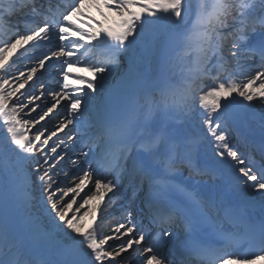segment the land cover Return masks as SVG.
Returning <instances> with one entry per match:
<instances>
[{
  "label": "snow or ice",
  "instance_id": "1",
  "mask_svg": "<svg viewBox=\"0 0 264 264\" xmlns=\"http://www.w3.org/2000/svg\"><path fill=\"white\" fill-rule=\"evenodd\" d=\"M102 3L103 8L120 18L117 27L103 29L99 21L86 15L85 5H100L101 0H8L0 5V27L6 26L7 34L0 41V131L4 133L0 138V264H30L22 258L20 244L9 240L3 225L9 197L27 214L29 232L35 240L49 235L41 216L31 211L35 207L33 200L43 206L53 227L67 242L62 249L66 259L60 264H121L117 257L129 251L140 258L137 264H168L162 249L177 238L174 225H181L184 232L185 257L181 264H192L194 258L206 260L207 264L264 261V217L249 225L251 235L259 238L257 252L225 253L198 239L199 222L189 219L173 202L176 186L170 173L178 155L183 154L181 162L190 174L214 176L212 170L194 162L199 138H189L183 143L162 138L141 125L133 113L119 118L101 115L90 125L95 133H85L87 139L78 155L69 157L76 171L72 175L64 173L68 177L64 185L53 169L65 159L69 145L62 138L54 146L49 144L69 125L87 122L88 111L96 103L102 86L98 81H104L120 65L122 57L135 58L137 49L143 46L158 51V68L165 78L156 84L154 93L144 95L141 107L148 111L159 108L178 92L180 111L185 115L197 108L201 111V126L206 129L205 138L210 137V143H214L217 163L229 164L238 173L237 185L242 183L264 202V116L259 161L255 157L246 159L239 149L232 147L228 125L223 120L228 105L237 96L246 102L244 107L255 101L264 103V0H102ZM97 11L104 16L100 7ZM22 16L29 19H13ZM86 20L96 24L97 29L92 24L86 25L87 30L82 28L80 24ZM22 23L27 26L24 32L19 31ZM40 41L45 42L48 51L36 58L35 66L28 68L27 73L23 69L14 72L13 66L30 50L25 46L33 42V48L40 47ZM11 57L16 60L9 63ZM256 57L261 60L258 67L247 63ZM56 61H60L61 89L51 93L53 101L47 112L31 117L39 105H30L43 99V93L33 95L30 90H20L33 80L38 69ZM78 70L90 72L92 79L77 75ZM242 75L244 80L240 79ZM9 76L16 81L15 85L10 84ZM207 80H212L213 86L206 87ZM43 87L41 84L40 88ZM18 92L20 97L13 102ZM62 100L70 102L68 116L50 132L44 129L30 135L27 126L45 120ZM21 113L30 118L25 119ZM68 139L76 137L69 135ZM38 153L43 154L42 158ZM125 181L132 185L138 181L141 190L147 183V220L149 227L155 229L154 235L146 234L143 219L138 226L131 212L126 221L112 227L113 234H104L101 214L117 198ZM186 198L198 204L193 194L188 193ZM94 201L97 203L93 222L84 229L80 221L88 212L81 214L79 210ZM227 211L241 216L244 210L237 206ZM123 237L127 239L122 240ZM113 239L122 242L110 245Z\"/></svg>",
  "mask_w": 264,
  "mask_h": 264
},
{
  "label": "bare ground",
  "instance_id": "2",
  "mask_svg": "<svg viewBox=\"0 0 264 264\" xmlns=\"http://www.w3.org/2000/svg\"><path fill=\"white\" fill-rule=\"evenodd\" d=\"M90 6V7H89ZM86 7L90 8V13L93 14V15H96V17H100L102 19V21L104 22H111L112 20L114 19H118V17L116 16L115 12H109L106 8H103V3H102V0H101V4L100 5H91V4H86ZM97 7H100L101 10L104 12V16L102 17L100 15V13L97 11ZM106 17V18H105ZM194 19V17H193ZM189 24L191 25V21H189ZM114 27V26H113ZM112 28V27H110ZM26 48H28L27 46H25ZM30 49V48H28ZM21 51H24L23 49H21ZM31 49L28 51L30 52ZM143 55V54H142ZM17 56H19V53H17ZM157 55L152 53L150 50H149V53H146L143 58L140 54H135V58H132L130 60L131 64L135 67V68H138V73L135 71L134 73H129V77L127 80H123V83H127L129 84L130 81H134V80H138L142 77H146L145 81L141 82V83H145L148 85V88L147 89V92H150V93H154V89H155V86L156 84L165 78V75L164 76H159L156 80L153 79L152 77L155 75V69H156V62H157ZM38 58V57H36ZM36 58L34 57H30L27 59V61L24 63L25 65L27 64V66L25 67V72L27 73V69L32 67V66H35V60ZM194 59V57H193ZM12 60H16V57H11V59L9 60V63L12 62ZM159 60V58H158ZM56 63V62H55ZM248 64H253L249 61H247ZM23 64V65H24ZM254 65V64H253ZM255 66V65H254ZM259 66V64L257 65V67ZM234 67V65L232 66ZM18 70V69H17ZM15 70V71H17ZM134 69H132L133 71ZM39 73H44V71H41L40 72V69H38ZM37 71V72H38ZM114 73V70L111 72V74H108V75H112ZM241 79H245V76H241L240 77ZM23 79V78H22ZM91 79H92V76H91ZM108 80V76H106L105 80L102 81V82H105ZM212 81V80H211ZM208 82V80H207ZM140 81H139V84H141ZM176 83V86L177 88L179 87V82L176 80L175 81ZM10 84L12 85H15L16 84V81L13 80L10 82ZM7 87V86H6ZM134 90H131L129 93H133ZM238 97V96H237ZM14 99V97H13ZM156 99L159 100L160 97L157 95L156 96ZM168 99V98H167ZM166 99V100H167ZM239 100H241V98L239 97L238 98ZM118 100H124V99H118ZM27 102V101H25ZM65 103L67 104L68 108H69V101L65 100ZM254 103V102H253ZM264 104V103H263ZM260 101H257L255 102L253 105L256 106L255 108L256 109H260L261 107L264 108V105H263ZM242 108L244 106H241ZM46 112V108H43V110H41V112L39 113L40 115H43L44 113ZM166 112V108L164 107V104L161 103V107L157 108L156 110V115L155 116H159V115H163L165 114ZM59 116L60 115H56L54 116L52 119L50 120H53V122H56L58 123L59 122ZM196 117L200 118L199 117V109H196L193 113L191 114H188V115H185L182 111H180V101H177L175 104H174V108L170 109V113L169 115L166 117V119H164V122L167 120L169 121L170 123L172 122H178L179 124V129L180 130H183L184 132H189V131H193L195 132L194 134H196V136L199 138L200 140V146H199V149L198 150H201V154H202V157L203 159H205L206 161L204 162V164H208L209 166L213 167L217 173L221 175V178L220 177H211V178H208V182L210 183V186L205 190V195L211 197V198H216L218 196H221L222 197V194L223 195V198H228L229 200L231 199V194L233 193H236V194H240V195H246V193L244 192V187H243V184H239L237 185L236 183V177L238 176V173L234 172L232 170V167L225 163L223 165L221 164H218L217 161H218V157H216L214 155V152H215V146H214V143H207V142H204V139H205V133H202V131L199 130V126L195 125L193 126L192 124V121L193 119H196ZM199 120H202V119H199ZM27 127H30V135L32 134H35V133H38L39 131H43V125L42 126H37V124H35L34 126H27ZM157 127H158V130L156 132L155 135H158L162 138H165V139H170L168 138L167 136V133H163L162 131V126H161V123H158L157 124ZM202 129V128H200ZM255 129H257L255 127ZM53 130V129H50L49 132ZM78 130V129H77ZM71 132H76V127L73 125H69L68 129L65 130V132H61L60 136L57 138V137H54L52 141L49 142L50 146H54V143H57L59 139H64L66 141V143L69 145V139H68V136ZM190 137L186 136V135H183V137H181L180 139H178V142H181L183 143L185 140L189 139ZM210 140L211 138L208 137ZM76 144H78L77 146V150L80 149V141L79 139L77 138L76 140ZM202 148V149H200ZM45 151H47V149H45ZM67 152H71L70 149L66 150V153ZM75 155H71L69 154L67 157H65V159L63 161H61L56 169H53V172H58L59 173V176H58V179L61 180V178L63 176H65L64 173H69L71 171H76L75 168H73V166L71 165V163L69 162V157H73ZM183 154L181 155H178V157H181L182 158ZM73 172V173H74ZM194 179V178H193ZM204 181V180H203ZM223 181H226V186L224 184ZM66 182H68V180H65L64 183H61L62 185L66 184ZM230 183H232V186L230 185ZM55 187V185L53 186ZM121 200H124L122 198V196L120 195L119 198H116L106 209L105 211H107L109 208H116V206H118L119 204V201ZM125 201V200H124ZM97 202H93L91 205L89 206H86V208H81L79 211L81 214H83L85 211L88 212L87 215H84L83 216V219L80 221L81 224H83L84 222H86V219L87 217L89 216V210L96 204ZM126 201L124 202V205H125V211L128 212V206L126 207ZM135 206V205H134ZM131 213H134L133 211H129ZM128 212V213H129ZM127 213V215H128ZM133 217H136L133 216ZM110 221L107 220L104 225H107L108 222ZM47 228H49L48 225H46ZM105 235L106 232H104ZM41 243H47V241L45 239L43 240H39ZM110 245H117L119 243H117L115 241V239L111 240V242L109 243ZM58 249V248H57ZM21 253V256L23 259L27 260L29 257L26 255V253L24 251H20ZM130 253L134 254V252L132 251H129L128 253H124L122 257L118 258V260L120 261H125V259L127 257H130ZM64 260L63 259V256L59 254V257L58 255H52V259H50L49 261L48 260H45L46 262H42L40 261V264H60V262ZM59 261V262H58ZM36 264V263H34Z\"/></svg>",
  "mask_w": 264,
  "mask_h": 264
},
{
  "label": "rangeland",
  "instance_id": "3",
  "mask_svg": "<svg viewBox=\"0 0 264 264\" xmlns=\"http://www.w3.org/2000/svg\"><path fill=\"white\" fill-rule=\"evenodd\" d=\"M142 49H144V47H143ZM41 124H42V122H41ZM48 125H54V124H53V123H50V124H48Z\"/></svg>",
  "mask_w": 264,
  "mask_h": 264
}]
</instances>
